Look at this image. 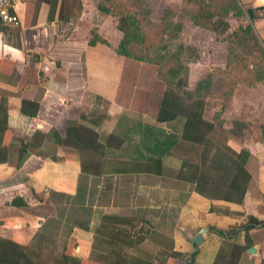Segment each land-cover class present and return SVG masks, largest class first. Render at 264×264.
Returning a JSON list of instances; mask_svg holds the SVG:
<instances>
[{"label": "crops", "instance_id": "1", "mask_svg": "<svg viewBox=\"0 0 264 264\" xmlns=\"http://www.w3.org/2000/svg\"><path fill=\"white\" fill-rule=\"evenodd\" d=\"M61 3L62 0H58L50 20L48 2L14 0L12 9L19 15L20 24H0V130H6L0 142L9 149L8 159L0 161V236L22 244L24 252L37 253L36 259L42 264H53L55 258L63 254L61 252L82 259L92 258L94 233L75 226L69 237L58 234L54 235L55 243L48 242L41 229L51 214L45 208L46 201L51 191L77 194L80 156L74 149L59 146L55 157L32 151L17 167L19 145L27 146L30 142L26 136L36 129L48 132L52 127L64 137L75 136L82 113L87 116L106 113L95 127L102 140L110 133L122 134L134 125L138 130L139 123L153 124L180 135L186 121L182 116L171 121H157L165 87L159 88L163 82L145 63L117 52L107 32L110 26L95 23L96 6L93 3L80 0V13L76 17L72 15L68 21L59 19ZM240 4L244 11L254 9L253 20L249 18V21L264 46V0H240ZM98 26L96 31L107 41L90 45L92 30ZM216 64L225 67L228 61L213 62L210 68ZM185 65L186 71L190 66L186 87L194 90L197 82L208 74L205 73L208 66L202 59L185 62ZM244 80L233 90L222 92L224 95L219 93L215 98L208 95L203 113L205 119L218 121L209 133L214 143L234 158L242 151L249 153L245 166L250 180L243 201L222 197L223 184L220 190L201 192L195 189V182L162 176L163 168L177 171L184 163L200 166L208 160L202 154L204 144L181 139L161 160L105 158L102 170L106 175L115 172L138 175L135 180L138 182L120 185V191L114 184L108 192L124 194L135 190L137 199L135 204L129 205L125 199L124 203L113 200L103 205L96 203L93 205L96 217L100 209L104 210L103 214H122L123 210L133 208L158 224L163 220L153 211L175 207L178 217L172 231L166 232L174 238L175 249L183 253L182 259L175 260V264L186 261L192 264H264V75H253ZM100 99L108 103L106 109L99 111L97 101ZM224 100L227 105L222 108ZM239 124L243 127L237 131ZM131 135L134 140L125 142L141 141L138 132L132 131ZM216 161L220 164L227 161L235 167L234 160L225 154ZM122 174H115L119 175L115 180ZM149 180L153 185L146 184ZM177 181L183 182L182 191L187 196L178 203L174 199L179 190L176 189ZM98 188L102 190V185ZM122 188H125L123 192ZM167 194L170 196H165ZM17 196L38 212L12 205ZM251 217L262 221V225L243 229ZM99 220L94 218L91 225ZM203 228L208 230L203 235V242L195 249L193 239ZM38 232H44L45 236ZM233 245L235 250L231 252Z\"/></svg>", "mask_w": 264, "mask_h": 264}, {"label": "trees", "instance_id": "2", "mask_svg": "<svg viewBox=\"0 0 264 264\" xmlns=\"http://www.w3.org/2000/svg\"><path fill=\"white\" fill-rule=\"evenodd\" d=\"M43 1L48 2L51 6L49 14V19L51 20L58 0H37L38 3ZM189 1L194 2L198 6L196 12L190 16L194 26L212 31L218 35L224 34L229 28L228 17L231 10L234 11L233 14L235 16H242L244 13L240 0H231L229 4L220 3L218 0ZM71 2V5L74 6L77 3L79 4L80 0H72ZM69 5V0H62L59 13L60 20L68 21L72 17L73 6ZM98 8L104 13H111L110 8L101 3ZM250 20H253V17ZM135 23L136 20H130L127 16H120L117 27L124 35L117 52L127 57L145 60L138 57L134 50L129 47L131 37L135 33L130 24L133 25ZM0 24H3L1 20ZM182 27L183 24H177L178 31ZM92 32L93 36L89 39L90 45H95L97 42L106 43L107 40L102 38L96 30ZM234 33L243 38H253L264 55L263 41L256 33L251 21L240 22ZM184 49L185 46L181 43L175 50L168 49L165 53H160L158 50L155 58L162 65H160L158 77L165 82L157 121L165 122L180 116L185 117L186 121L182 134L167 132L166 129L153 124L139 123L138 130L137 125H134L122 134L110 133L102 140L99 131L95 127L105 118L106 113H100L97 116H87L82 113L81 120L77 124L75 136L68 135L64 137L55 127H52L48 132L36 129L33 130L31 135L25 137L30 141L27 146L19 145L17 167L24 163L32 151L40 155H53L55 157L59 146L70 150L74 149L80 156L81 173L78 180L77 194L72 196L51 191L45 205V208L51 214L47 217L41 229L46 233L48 242L53 243H55L54 235L61 234L69 237L75 226L93 231L92 258L82 259L67 252H61L63 254L55 258L53 264H175V260L182 259L183 253L175 249L174 238L169 233H166L168 230L172 231L173 223L178 217V210H174L175 207H170L169 210L161 212L153 211L159 214L163 220V222L158 224L148 219L144 214L137 213L135 216H125L114 213L101 215L99 222L93 226L91 225L94 218L98 219L101 213L99 212L97 218V212L93 208L94 204L103 205L110 200L116 201V194L108 192V190L113 188L114 184L118 186L116 190L120 191V185L138 182L135 181L138 175L128 174L132 172H115L108 175L103 173V161L107 157L152 162L161 160L170 154L181 139L198 145L204 144V152L202 154L204 159L208 160L200 164L201 170L197 164L184 163L183 167L177 171L163 168L161 175L195 182V189L201 192H205L206 189L220 190L223 184L225 187H223L222 197L243 201L250 180V174L245 166L249 153L242 151L237 158H234L209 137V133L214 129L218 121L205 119L203 113L214 74L208 73L197 82L194 90L188 89L186 87L187 83L181 79L185 69V62L182 59ZM163 67H166V70H163ZM260 67L262 69H260L259 74L264 75V64ZM102 101L106 103L107 107L108 102ZM224 101V103H227L226 100ZM225 107L226 104H223L222 108ZM24 111H26L25 108ZM242 127L241 124L236 125V130H241ZM132 131L138 132L141 138L140 142H125L134 140L135 137L131 135ZM5 133L6 130H0V141L4 138ZM205 143L208 145H205ZM1 144L2 142H0V161H5L8 159L9 149ZM212 146L215 148L213 149ZM221 154H225L229 159L234 160L235 167L227 161L221 164L217 162L216 160H219ZM115 174H122V177L115 180L116 176H119ZM133 178L136 179L133 180ZM176 183V189L179 190L174 199L178 203L179 200L183 201L187 196L182 191L183 182L177 181ZM100 184L102 185V190L98 188ZM146 184L153 185V181H146ZM165 185L167 186V184ZM124 189L122 188V192ZM118 195H123L121 201L124 203L125 199L128 205L129 200L137 199L135 190ZM35 196L41 200L40 197ZM165 196L169 197L170 195L167 194ZM105 200L108 201L105 202ZM11 204L23 207L26 211L32 213L38 212L36 208L30 207L20 196L15 197ZM262 223L257 218L251 217L242 228L247 230L253 225L258 226L262 225ZM44 232H38V235L45 236ZM228 236L231 237L230 234ZM230 247L231 252L235 250V245ZM96 253L100 254L99 257H96ZM37 256V253L31 251L28 253L24 252L22 244L0 236V264H42L40 260L36 259ZM184 264L192 263L186 261Z\"/></svg>", "mask_w": 264, "mask_h": 264}, {"label": "rangeland", "instance_id": "3", "mask_svg": "<svg viewBox=\"0 0 264 264\" xmlns=\"http://www.w3.org/2000/svg\"><path fill=\"white\" fill-rule=\"evenodd\" d=\"M71 1L69 6L72 4ZM87 2L96 6L97 19L95 23L98 22L102 27L110 26L107 32H109V38L116 49L124 35L117 27L120 16H127L130 20H136L135 24H130L135 33L131 37L129 47L134 50L138 57L145 59L136 60L145 63L147 68H151L154 76L156 75L163 82L162 87L159 89L165 87V82L158 77L161 64L155 59L156 51L159 50L160 53H165L168 49L175 50L181 43L185 46L182 54L184 62L191 63L196 59H202L208 66V70L205 73L214 74L211 79V90L208 94L210 96L213 95L214 98L219 93L233 90L238 83L244 82L245 78L258 75L260 69H262L260 66L264 64V55L259 50V46L254 39L243 38L234 33L240 22L248 20L247 11H244L242 16H235L233 14L234 11L231 10L228 17L229 28L224 34L218 35L212 31L199 29L194 26L190 16L196 12L198 6L189 0H87ZM218 2L229 4L231 0H218ZM100 3L109 7L111 13L100 11L98 8ZM78 5L77 3L73 6L72 14L75 17L81 11V6L79 7ZM98 14L107 17L102 19ZM177 24H183L180 31L177 30ZM98 28L99 26L94 27L93 30H98ZM115 31H119V33H115ZM220 60H227L228 64L225 67L216 64V67L210 68L213 62L218 63ZM163 68V70H166V67ZM189 69L190 66H188V71H186L185 65L181 77L185 83H188ZM222 95L224 94L222 93ZM224 102L222 103L226 104ZM97 103L99 111L106 108V103L101 99ZM101 105L104 108L101 109ZM121 197L123 195L119 196L116 194L115 200L120 203L122 202ZM107 201L105 200V202ZM135 202L136 200H129V203L135 204ZM100 210L101 214L98 219H101L103 214V209ZM122 212L121 215L125 216H135L137 214L133 208ZM96 254V257H99L100 254Z\"/></svg>", "mask_w": 264, "mask_h": 264}, {"label": "built area", "instance_id": "4", "mask_svg": "<svg viewBox=\"0 0 264 264\" xmlns=\"http://www.w3.org/2000/svg\"><path fill=\"white\" fill-rule=\"evenodd\" d=\"M14 0H0V20L5 25L17 26L20 24L19 15L13 11Z\"/></svg>", "mask_w": 264, "mask_h": 264}, {"label": "water", "instance_id": "5", "mask_svg": "<svg viewBox=\"0 0 264 264\" xmlns=\"http://www.w3.org/2000/svg\"><path fill=\"white\" fill-rule=\"evenodd\" d=\"M248 13H249V18L253 17L254 15V9L253 8H249L248 9ZM248 18V20H249ZM207 228H203L198 234H196V236L193 239V246L195 247V249H198V246L203 242L204 238L203 235L207 232ZM253 249V248H251Z\"/></svg>", "mask_w": 264, "mask_h": 264}]
</instances>
